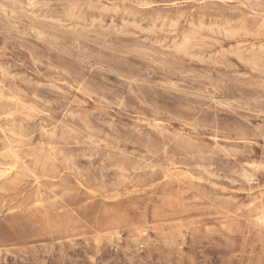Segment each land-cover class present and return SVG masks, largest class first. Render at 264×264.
Instances as JSON below:
<instances>
[{"label":"rangeland","instance_id":"374dc122","mask_svg":"<svg viewBox=\"0 0 264 264\" xmlns=\"http://www.w3.org/2000/svg\"><path fill=\"white\" fill-rule=\"evenodd\" d=\"M0 264H264V0H0Z\"/></svg>","mask_w":264,"mask_h":264},{"label":"bare ground","instance_id":"6f19581e","mask_svg":"<svg viewBox=\"0 0 264 264\" xmlns=\"http://www.w3.org/2000/svg\"><path fill=\"white\" fill-rule=\"evenodd\" d=\"M37 33H38V31H37ZM38 35V34H37ZM39 36V35H38ZM40 37V36H39ZM78 47V46H77ZM182 93V92H181ZM165 177V176H164ZM134 191V190H133ZM260 218V217H259Z\"/></svg>","mask_w":264,"mask_h":264}]
</instances>
